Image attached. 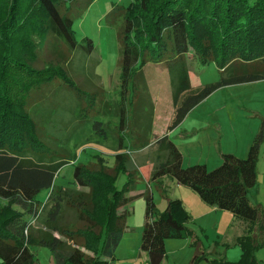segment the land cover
<instances>
[{"label": "trees", "instance_id": "1", "mask_svg": "<svg viewBox=\"0 0 264 264\" xmlns=\"http://www.w3.org/2000/svg\"><path fill=\"white\" fill-rule=\"evenodd\" d=\"M75 1L0 0V264H40L33 247L48 248L54 264H115V250L127 227L126 205L139 196L145 200L139 249L148 264H162L167 239L190 241L195 254L189 264L202 259L212 264H261L256 252L264 245V205L252 204L247 191L257 183L264 120L245 157L221 153L220 165L209 169L202 163L183 166L182 154L167 134L150 144L128 139L124 105L128 86L139 87L136 78L147 63L178 70L169 130L216 89L263 80L264 0L111 3L106 20L110 25L119 23L121 98L116 153L110 164L100 155L94 161L74 164L73 183L78 189L72 190L53 185L60 167L72 159L66 160L64 154L56 159L58 152L46 146L48 139L31 112L40 99L38 93L53 81L74 93L80 103L79 121H88L93 110L97 92L84 91L68 71L75 51L89 54L93 50L90 38L78 42L75 37L71 11ZM187 57L200 64L214 62L222 76L191 88L184 64ZM133 98L134 94L131 106ZM104 124L94 120L92 126L105 138ZM148 145L155 146L157 157L162 158L150 174L162 194V178L170 177L195 192L204 204L243 222L235 238L240 246L238 260L209 259L200 238L186 225L189 214L180 199L166 198L165 208L159 211L149 190L126 195L139 178L130 152ZM120 173L128 174V187L115 185ZM43 190L48 195L40 201L37 196ZM64 208L75 212L76 224H60ZM43 210L44 230H35L33 223Z\"/></svg>", "mask_w": 264, "mask_h": 264}, {"label": "rangeland", "instance_id": "2", "mask_svg": "<svg viewBox=\"0 0 264 264\" xmlns=\"http://www.w3.org/2000/svg\"><path fill=\"white\" fill-rule=\"evenodd\" d=\"M130 0H76L72 5L74 17L73 30L79 42L88 37L93 42L91 53L79 50L72 54L68 71L74 80L86 92L96 91L93 110L88 121H79L80 103L74 93L53 81L38 93L40 98L31 114L40 124L48 139L47 147L56 150V159L64 155L72 159L60 167L53 185L78 189L73 183L74 164L88 163L103 156L112 163L116 153V127L119 124V99L121 85L119 77V40L118 25H110L106 14L111 3L127 5ZM45 58H48L46 55ZM53 59V58H52ZM191 88L216 82L221 72L214 62L200 64L196 59L185 58ZM178 70L164 64L147 63L136 78L138 88L128 86V98H125L127 112L126 133L128 139L140 144H149L158 137L167 134L182 154V165L202 163L209 169L221 163V153H234L245 157L253 136L259 131L264 120V79L249 83L223 86L196 105L174 129L168 126L173 117L172 94L177 83ZM133 94V106L129 105ZM131 98V99H130ZM134 108V109H133ZM132 110L136 114L132 116ZM131 111V112H130ZM104 124L106 137L94 132L92 123ZM136 137V138H135ZM138 148V147H137ZM135 148L131 158L139 171L134 190L127 196L149 190L157 210L162 211L166 198H181L189 214L186 225L200 238L202 246L212 257L235 261L240 257V246L234 235L243 230V222L227 211H220L203 204L198 195L190 189L180 186L170 177L162 178L164 194L150 180L151 169L162 158L157 157L155 146ZM75 157V159H74ZM257 183L247 191L252 204L264 205V140L260 147L256 163ZM128 174L120 173L115 181L118 188L128 187ZM47 190L41 191L37 199L45 201ZM129 211L126 230L115 250V264H144L146 254L138 256L142 225L144 223L145 200L142 196L126 205ZM44 210L33 223L35 230H44L42 218ZM60 224H76L75 212L64 208ZM236 237V236H235ZM40 264H54L52 255L46 247H33ZM166 256L162 264H189L195 248L187 239H167ZM256 258L264 264V245L257 250ZM147 264V262H145ZM196 264H212L209 260H199Z\"/></svg>", "mask_w": 264, "mask_h": 264}, {"label": "crops", "instance_id": "3", "mask_svg": "<svg viewBox=\"0 0 264 264\" xmlns=\"http://www.w3.org/2000/svg\"><path fill=\"white\" fill-rule=\"evenodd\" d=\"M152 170V169H151ZM151 174V173H150ZM163 178H165V177H163ZM180 186H182V185H180ZM183 187H185V186H183ZM187 188V187H186ZM189 189V188H188ZM191 190V189H190ZM192 191V190H191ZM193 192V191H192ZM193 193H195V192H193ZM134 194V193H133ZM197 195V194H196ZM199 197V196H198ZM178 199H180L181 200V198L179 197ZM200 199V198H199ZM200 201H201V199H200ZM202 202V201H201ZM203 203V202H202ZM204 204V203H203ZM206 205V204H205ZM211 208H214V207H211ZM214 209H216V208H214ZM218 210V209H217ZM220 211H222V210H220ZM144 224V223H143ZM143 226V225H142ZM235 236H237L236 234L234 235V238H236ZM137 252H138V256H140L141 257V252H139L140 251V249H138V250H136ZM209 253V252H208ZM144 260V264H145V262H147V256H146V258H144L143 259ZM148 264V263H147Z\"/></svg>", "mask_w": 264, "mask_h": 264}]
</instances>
